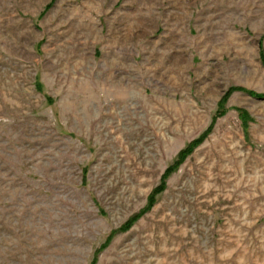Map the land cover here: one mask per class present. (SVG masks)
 <instances>
[{
	"label": "rangeland",
	"instance_id": "obj_1",
	"mask_svg": "<svg viewBox=\"0 0 264 264\" xmlns=\"http://www.w3.org/2000/svg\"><path fill=\"white\" fill-rule=\"evenodd\" d=\"M0 264H264V0H0Z\"/></svg>",
	"mask_w": 264,
	"mask_h": 264
},
{
	"label": "trees",
	"instance_id": "obj_2",
	"mask_svg": "<svg viewBox=\"0 0 264 264\" xmlns=\"http://www.w3.org/2000/svg\"><path fill=\"white\" fill-rule=\"evenodd\" d=\"M192 146H193V144H190V146H188L186 149H184L181 153H180V161L182 160V159H184L185 158V156L187 155V154H189V153H191L192 152ZM180 161H178V163L180 162ZM170 169V168H169ZM168 169V171H170Z\"/></svg>",
	"mask_w": 264,
	"mask_h": 264
}]
</instances>
